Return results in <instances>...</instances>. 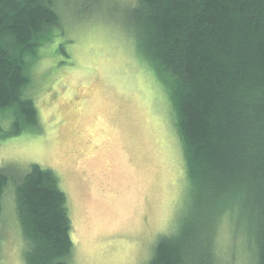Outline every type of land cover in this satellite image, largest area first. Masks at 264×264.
I'll return each mask as SVG.
<instances>
[{"label": "trees", "instance_id": "trees-1", "mask_svg": "<svg viewBox=\"0 0 264 264\" xmlns=\"http://www.w3.org/2000/svg\"><path fill=\"white\" fill-rule=\"evenodd\" d=\"M60 1L0 0L5 136L39 129L26 90ZM121 14L166 89L189 187L178 226L156 237L144 264H223L222 228L241 238L252 264H264V0H134ZM8 186L25 264H71V219L56 173L0 165V216Z\"/></svg>", "mask_w": 264, "mask_h": 264}, {"label": "rangeland", "instance_id": "rangeland-1", "mask_svg": "<svg viewBox=\"0 0 264 264\" xmlns=\"http://www.w3.org/2000/svg\"><path fill=\"white\" fill-rule=\"evenodd\" d=\"M134 0H61L52 39L26 90L38 131L5 136L0 165L52 169L71 219V264H144L189 201L182 144L166 89L117 21ZM62 3V4H61ZM13 186L0 216V264H25ZM223 264H252L241 238L220 233Z\"/></svg>", "mask_w": 264, "mask_h": 264}]
</instances>
